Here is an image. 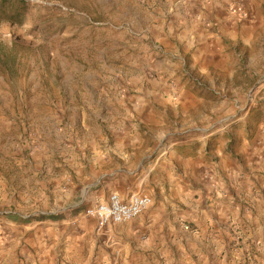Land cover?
I'll list each match as a JSON object with an SVG mask.
<instances>
[{"label": "rangeland", "instance_id": "obj_1", "mask_svg": "<svg viewBox=\"0 0 264 264\" xmlns=\"http://www.w3.org/2000/svg\"><path fill=\"white\" fill-rule=\"evenodd\" d=\"M158 1L13 0L17 19L0 5V216L32 226L65 220L71 231L98 235L86 225L87 207L111 193L146 194L151 203L139 216L110 225L117 264L155 252L158 264H188L182 244L194 238L140 223L155 215L154 228L167 230L179 213L188 220L173 190L194 178L168 158L172 143L209 150L198 140L224 131L227 150L244 152L242 139L253 140L259 126L264 132V0H171L201 12L202 33L187 43L152 26ZM163 56L174 65L160 81L149 64ZM148 96L151 108L133 106ZM237 163L246 170L245 155ZM249 204L241 201V214ZM250 221L256 237L225 240L232 247L205 263L264 264V212ZM46 255L32 251V262L45 264Z\"/></svg>", "mask_w": 264, "mask_h": 264}, {"label": "crops", "instance_id": "obj_2", "mask_svg": "<svg viewBox=\"0 0 264 264\" xmlns=\"http://www.w3.org/2000/svg\"><path fill=\"white\" fill-rule=\"evenodd\" d=\"M197 2L203 6L207 0ZM154 10L157 11V16L154 17L152 26L175 40L185 39L187 43L189 38L198 37L202 33L203 27L199 20L201 12L197 8L189 6L180 9L171 0H163L158 1ZM159 57L158 55L156 58ZM151 64L150 67L158 71L157 77L160 81L174 65L166 56L158 61L153 59ZM146 93L152 97L161 94L157 89H147ZM150 96L137 100L133 106L151 108L155 99ZM259 131L261 132L260 126L253 140L242 139L241 143L246 145L244 152H241V148L227 150L224 131L208 133L198 140V144L202 146L209 143V150L198 148L190 140L172 143L168 158L183 163L185 171L189 170L194 178V182L188 179L183 185L177 183L173 190L187 204L183 211L188 220L183 213V217L179 213L180 216L173 217L172 226L169 224L167 230H161L154 228L159 218L152 215L143 219L140 225L143 228L151 226V233H180L189 239L194 238L196 241L182 244L188 264H206L205 255L224 250L226 244L229 245L225 240L231 242L242 236L247 240L251 234L256 237L249 224L253 223L250 221L251 217L264 212V132ZM209 154L219 156L217 164H208ZM240 155L247 158L246 170L237 163ZM173 168L169 167V175L174 173ZM173 182L174 180L171 184ZM253 191L259 199L252 195ZM241 201L251 203L248 205L250 211L244 210L241 214ZM208 216H212L214 222H208ZM86 225L94 226V222L88 221ZM111 228L109 226L101 232L97 231L98 235H95L88 230L83 231V228L80 231H71L65 220L46 219L32 226L31 221L22 222L11 216H0V264H35L32 262V251L38 254L42 250L47 253L44 256L45 264H117L121 249L115 246L114 234L109 231ZM231 247L232 244L229 245ZM229 252L236 254L237 251ZM20 255L22 259L17 258ZM158 263L159 254L155 252V257L150 260L142 258L139 264Z\"/></svg>", "mask_w": 264, "mask_h": 264}, {"label": "built area", "instance_id": "obj_3", "mask_svg": "<svg viewBox=\"0 0 264 264\" xmlns=\"http://www.w3.org/2000/svg\"><path fill=\"white\" fill-rule=\"evenodd\" d=\"M150 203L151 198L146 194H131L122 199L117 193H111L105 201L87 207L83 216L92 220L96 231L101 232L110 225L136 218Z\"/></svg>", "mask_w": 264, "mask_h": 264}, {"label": "trees", "instance_id": "obj_4", "mask_svg": "<svg viewBox=\"0 0 264 264\" xmlns=\"http://www.w3.org/2000/svg\"><path fill=\"white\" fill-rule=\"evenodd\" d=\"M0 5H2V6H7L8 5V7L10 8V10H13L14 9L17 12H19V13H16L15 16L14 15H11V17H10L11 19H13V18L17 19L18 18V16H19L18 14H20V10L21 9H19L20 6L16 5V3L13 2V0H6V2H4L3 4H0ZM10 54L11 55H14V52L12 50H10Z\"/></svg>", "mask_w": 264, "mask_h": 264}]
</instances>
